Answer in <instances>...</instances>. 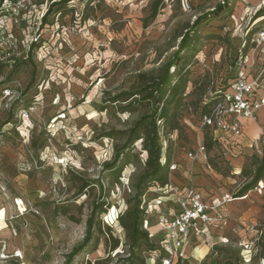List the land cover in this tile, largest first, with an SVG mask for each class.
Here are the masks:
<instances>
[{
  "label": "rangeland",
  "instance_id": "obj_1",
  "mask_svg": "<svg viewBox=\"0 0 264 264\" xmlns=\"http://www.w3.org/2000/svg\"><path fill=\"white\" fill-rule=\"evenodd\" d=\"M64 1L14 0L7 12L0 264H163L160 184L147 194L153 248L132 251L127 230L155 139L178 190L236 197L262 164L264 135L254 148L216 142L202 118L231 88L241 49H262L251 75L264 80V0H162L154 19L155 0ZM200 143L207 164L189 159ZM246 196L226 205L229 226L208 243L191 237L180 264H264V236L250 263L240 245L264 227V180Z\"/></svg>",
  "mask_w": 264,
  "mask_h": 264
},
{
  "label": "built area",
  "instance_id": "obj_2",
  "mask_svg": "<svg viewBox=\"0 0 264 264\" xmlns=\"http://www.w3.org/2000/svg\"><path fill=\"white\" fill-rule=\"evenodd\" d=\"M13 1L0 0V66L7 57V51L3 47L4 41L12 38L7 34V22L9 21L7 12L13 11ZM47 13L43 15V18ZM259 36L264 43V32ZM234 65L235 79L231 88L223 94L222 99L215 104L211 112L202 118V128L212 129L217 139H228L235 145L241 146L246 139L245 126L242 121L257 120L259 111L264 108V80L262 76L257 78L251 76L249 70L252 66L249 63V56L245 55L242 49ZM5 92L8 93L7 90ZM248 147L254 148L255 145L250 143ZM207 156V148L203 143H200L194 152L189 153L191 161L204 164L208 163ZM170 168L171 171H176L178 167L174 164ZM161 192L164 195L155 200L153 203L156 204L153 206L157 210V225L163 233V239L160 242V251L164 256L163 264H180V261L186 258L184 249L192 236L208 243V237L213 229L227 228L229 218L224 213L226 205L247 197L236 198L230 194L211 197L193 185L178 190L168 184L161 189ZM167 200L173 202V207H166L169 202ZM159 206H162L164 210H161ZM153 212L152 204H148L146 199L144 228L148 230L150 238L153 235L150 234L147 215ZM248 231L252 236L240 245L246 254V262L250 263L255 248L259 247L264 236V227L253 225Z\"/></svg>",
  "mask_w": 264,
  "mask_h": 264
},
{
  "label": "trees",
  "instance_id": "obj_3",
  "mask_svg": "<svg viewBox=\"0 0 264 264\" xmlns=\"http://www.w3.org/2000/svg\"><path fill=\"white\" fill-rule=\"evenodd\" d=\"M71 0H65L64 4L69 2ZM228 0H226L227 2ZM162 3V0H155L152 8V18H156L159 13V8ZM225 6L224 5H219L216 8V12H220L223 10ZM51 12V9H49L48 16ZM46 16L43 19V22L47 24V18ZM264 16V10H260L257 13V18ZM196 25V24H195ZM184 38L187 40L188 35H185ZM186 40L183 41L182 46H181V51L185 48L186 46ZM179 54V53H178ZM245 54V53H244ZM246 55V54H245ZM234 75H235V65H234ZM235 79V76H234ZM167 81V77L163 79L162 83L159 84L158 89L161 90V88L164 86V84ZM225 92L221 93V95L218 97L217 102L218 103ZM215 103V104H216ZM215 106V105H214ZM210 111L206 112L205 115H208L211 112ZM157 139H155L154 142V147L153 150H151V158L149 160V167H150V172L145 175V177L142 179V181L136 185V197H135V204L133 207H131L128 211L129 217H131V224L130 226H127V230L129 233V239L131 241V248L132 251H134L137 247L139 242L144 241L147 243L148 246L153 248V245L151 244V238L149 236V232L145 230L144 224L146 220V213H145V207H146V199H147V194L150 192L152 188H154L157 184L161 185V188L165 187L168 185V170L171 167L170 163H167V165L162 166L161 165V160H162V151L161 147L159 144L156 142ZM217 141H221L220 139H216ZM166 171V175H163V173ZM264 180V157L262 160V164L258 167L255 175L253 176L251 182L247 184L245 187H243L239 193H237L236 198L244 197L246 196L249 192L254 190L258 183L260 181ZM151 252L154 251V249Z\"/></svg>",
  "mask_w": 264,
  "mask_h": 264
},
{
  "label": "crops",
  "instance_id": "obj_4",
  "mask_svg": "<svg viewBox=\"0 0 264 264\" xmlns=\"http://www.w3.org/2000/svg\"><path fill=\"white\" fill-rule=\"evenodd\" d=\"M259 48H261V47H259ZM261 50L262 49L257 51V49H254V48H252L250 50V52H249L250 66H253L256 63L257 57L260 54ZM249 72L251 73V69L249 70ZM263 74H264V69H263ZM242 122L245 126V132H246V139L242 143L243 147H247L248 144H250V143H254V145H255V142L258 141L264 135V119L262 121V124L259 122V118H257V120L245 119ZM212 233H216L214 231V229L212 230ZM203 252H205V250ZM200 253L202 254V251ZM205 254L206 253H204V255Z\"/></svg>",
  "mask_w": 264,
  "mask_h": 264
},
{
  "label": "bare ground",
  "instance_id": "obj_5",
  "mask_svg": "<svg viewBox=\"0 0 264 264\" xmlns=\"http://www.w3.org/2000/svg\"><path fill=\"white\" fill-rule=\"evenodd\" d=\"M19 206H22V204L21 203H19ZM23 207V206H22ZM18 256H21V254L20 255H18Z\"/></svg>",
  "mask_w": 264,
  "mask_h": 264
}]
</instances>
